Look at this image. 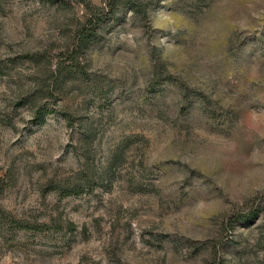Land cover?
Listing matches in <instances>:
<instances>
[{
  "label": "rangeland",
  "instance_id": "1",
  "mask_svg": "<svg viewBox=\"0 0 264 264\" xmlns=\"http://www.w3.org/2000/svg\"><path fill=\"white\" fill-rule=\"evenodd\" d=\"M0 264H264V0H0Z\"/></svg>",
  "mask_w": 264,
  "mask_h": 264
},
{
  "label": "trees",
  "instance_id": "2",
  "mask_svg": "<svg viewBox=\"0 0 264 264\" xmlns=\"http://www.w3.org/2000/svg\"><path fill=\"white\" fill-rule=\"evenodd\" d=\"M74 52H75V50H73V53ZM50 72H51L52 78H53V83H52L53 85H52L51 89H49V90L53 91V90H56L57 86L63 82L62 76L65 72H68V74H72L74 71H73V66L70 64V65H67L66 67L61 65L60 67H57L56 69H50ZM31 98H33V97H31ZM30 100L32 101V99H30ZM42 108L43 107H36L35 118L37 120H40L41 118H43Z\"/></svg>",
  "mask_w": 264,
  "mask_h": 264
}]
</instances>
